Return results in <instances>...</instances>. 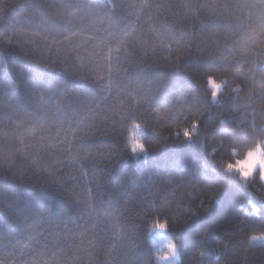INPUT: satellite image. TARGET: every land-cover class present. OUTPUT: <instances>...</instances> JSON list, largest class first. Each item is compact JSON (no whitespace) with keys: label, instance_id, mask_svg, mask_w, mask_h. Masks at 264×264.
I'll return each instance as SVG.
<instances>
[{"label":"trees","instance_id":"1","mask_svg":"<svg viewBox=\"0 0 264 264\" xmlns=\"http://www.w3.org/2000/svg\"><path fill=\"white\" fill-rule=\"evenodd\" d=\"M63 4L70 7L61 10ZM71 8L79 12L66 24ZM40 10L59 26L58 35L75 31L91 43L83 44L80 36L55 42L33 36L42 24ZM125 24L134 29L127 43L144 41L147 47L137 44L121 57L127 69L122 79L127 83L139 76L146 89L164 80L167 87L159 90L156 106L179 101L173 118L162 113L157 120L154 109L144 106L143 115L113 123L104 115L105 104L89 121L95 127L83 153L95 177L50 158L46 168L34 170L17 156L0 161V179L67 208H86L87 190L102 183L104 210L110 202L113 207L109 216L93 214L89 224L95 226L89 233L93 264H123L121 252L130 236L139 243L138 255H151L159 264L147 235L157 220L167 222L166 234L178 245L177 264H217L225 249L219 264H264V246L246 248L250 234L264 233V186L255 177L248 198L239 178L221 170L254 146L264 148V0H0V61L7 58L11 73L4 85L30 104L23 92L29 73L21 71L30 67L32 76L43 75L46 87L66 79L74 97L95 90L99 103L106 94L98 87L96 73L102 69L90 56L92 43L97 36L111 39ZM209 77L225 82L215 104ZM6 114L0 107V115ZM185 116L201 120L190 140L182 135L190 127ZM137 123L147 155L131 153L129 137ZM144 197L150 210L141 203ZM252 198L261 208L259 216L251 212Z\"/></svg>","mask_w":264,"mask_h":264},{"label":"snow or ice","instance_id":"2","mask_svg":"<svg viewBox=\"0 0 264 264\" xmlns=\"http://www.w3.org/2000/svg\"><path fill=\"white\" fill-rule=\"evenodd\" d=\"M49 7L56 10L54 3H50ZM69 7L63 4L61 10ZM78 12L79 9L71 8L67 12L65 23L70 24ZM39 14L42 24L38 26L39 30L32 32L33 36L53 42L58 37L71 39L72 36H80L84 37L81 41L83 44L91 43L86 34L75 31L64 30L63 35H58L60 28L54 20L48 18L46 10H40ZM48 25L56 31H50ZM133 33L134 29L130 30V26L125 24L119 27L111 39L97 36L95 43H92L93 53L90 56L97 58L96 67L102 69L96 73L98 87L101 93L106 94L99 96V103L95 90L84 91L74 97L68 90L66 79L55 87H46L42 74L32 76V69L24 67L21 71L29 73V76L23 85V92L30 101V104H25L19 93L13 91L11 86L4 85L3 81L10 78L11 73L7 70V58H3L0 61V107H6L7 114L0 115V161L19 156L29 162L34 170H42L47 167L49 158L56 159L57 163H66L73 168L78 165L77 170L83 175L95 177V168L88 167L89 157L83 153L89 147L88 133L95 127L89 121L105 104L107 109L104 115L113 123L143 115L141 109L144 106H148L145 111L154 109L157 120L162 113L172 119L179 101L174 99L167 106H156L159 90L167 87L164 80L155 82L154 86L146 89L139 76L135 80L129 79L127 83L122 79L121 74L126 73L127 69L121 57L127 55L129 49L135 48L137 44L147 47L144 41L134 40L132 44H128L126 37ZM208 79L216 83L214 77ZM224 83L220 82L219 89L213 91V104L218 102ZM234 90L239 91V86H235ZM109 100L111 103H108ZM185 119L190 121V127H185L182 135L185 140H190L193 133L199 131L201 120L190 116H185ZM133 128L135 138H129L131 153L134 156L147 155L148 148L142 142L144 133L141 125L137 123ZM257 147L262 155L258 157L260 162L253 166L251 172L242 171L240 161L233 163L229 160L221 166L223 173L239 178L248 198V189L255 182V177L258 176L259 182L264 186V148ZM54 151L56 155L50 156ZM60 155L66 157V160L59 159ZM252 156L250 149L246 158ZM117 162L118 159H115L114 163ZM103 192L104 185L96 182L87 190L84 201L86 208L80 204L67 208L43 194L26 193L20 185L6 178L0 179V264H93L92 257L96 253L89 233L95 226L90 229L89 224L93 214L109 216L113 207L110 202L109 210H104ZM141 203L145 204L146 210H150L147 197L142 198ZM250 203L252 214L259 216L261 208L256 206L255 199L252 198ZM126 214L125 208L120 219ZM167 227V222L157 220L147 233L152 236L157 247L154 258L159 264L168 261L175 264L177 257V243L164 235ZM138 249L139 243L130 236L129 243L121 252L123 264H153L152 256H140L137 254ZM200 255L203 261V253ZM225 255L226 249L224 253H218L217 264Z\"/></svg>","mask_w":264,"mask_h":264},{"label":"clouds","instance_id":"3","mask_svg":"<svg viewBox=\"0 0 264 264\" xmlns=\"http://www.w3.org/2000/svg\"><path fill=\"white\" fill-rule=\"evenodd\" d=\"M256 38L257 37L255 35L251 37V39H256ZM219 87H220V82L210 84V88L213 90L219 89ZM129 138H133V139L135 138V129L134 128L131 130V134H130ZM252 152H253V156L250 158H246L247 153L242 154V155L240 154V158H238V161L241 162V164H240L241 170L246 172V173L251 172V170L254 166L253 165L254 160H258L260 162L258 157H260L262 154L259 152L258 147L254 146L252 148ZM236 161H237V159H235L232 162L235 163ZM261 242H264V233H260V234L252 233L249 235V237L246 241V248L250 250Z\"/></svg>","mask_w":264,"mask_h":264},{"label":"rangeland","instance_id":"4","mask_svg":"<svg viewBox=\"0 0 264 264\" xmlns=\"http://www.w3.org/2000/svg\"><path fill=\"white\" fill-rule=\"evenodd\" d=\"M257 163H259V161L258 160H254L253 161V165L255 166ZM164 235H166L167 236V234L166 233H164ZM152 237V236H151ZM167 238L169 239V240H171L168 236H167ZM153 239V238H152ZM172 241V240H171ZM256 246H264V242H261V243H259V244H257ZM178 259H179V257H178V252H177V257H176V261H175V264H177L178 263ZM164 264H173V262H171V261H168V262H164Z\"/></svg>","mask_w":264,"mask_h":264}]
</instances>
